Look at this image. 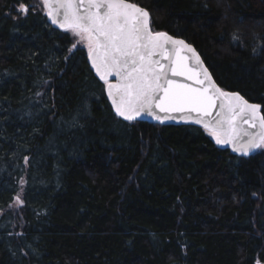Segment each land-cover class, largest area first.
<instances>
[{"label": "trees", "instance_id": "1", "mask_svg": "<svg viewBox=\"0 0 264 264\" xmlns=\"http://www.w3.org/2000/svg\"><path fill=\"white\" fill-rule=\"evenodd\" d=\"M129 2L264 113V0ZM74 43L0 0V264H264V149L119 119Z\"/></svg>", "mask_w": 264, "mask_h": 264}, {"label": "snow or ice", "instance_id": "2", "mask_svg": "<svg viewBox=\"0 0 264 264\" xmlns=\"http://www.w3.org/2000/svg\"><path fill=\"white\" fill-rule=\"evenodd\" d=\"M41 2L51 23L87 48L116 117L131 122L146 113L163 123L178 114L235 153L248 156L264 149L261 105L218 87L196 49L165 32H154L144 8L129 0ZM17 10L26 15L29 8L21 2ZM17 202L22 203L19 196Z\"/></svg>", "mask_w": 264, "mask_h": 264}, {"label": "water", "instance_id": "3", "mask_svg": "<svg viewBox=\"0 0 264 264\" xmlns=\"http://www.w3.org/2000/svg\"><path fill=\"white\" fill-rule=\"evenodd\" d=\"M132 3V2H131ZM146 10V9H145ZM47 19H48V16H47ZM48 22L53 26V27H55V28H58V29H60L57 25H53L52 23H51V21L48 19ZM152 29V28H151ZM60 30H62V29H60ZM62 31H64V30H62ZM166 33V32H165ZM168 34V33H167ZM168 35H170V34H168ZM172 36V35H171ZM174 39H180V40H184V39H182V38H179V37H175V36H172ZM185 41V40H184ZM186 42V41H185ZM186 43H188V42H186ZM189 44V43H188ZM191 45V44H190ZM194 47V46H193ZM197 51V50H196ZM197 53L199 54V52L197 51ZM199 56H200V58H201V61H202V63L204 64V66L206 67V65H205V63H204V61H203V59H202V57H201V55L199 54ZM87 61H88V64H89V66H90V68H91V70H92V72H93V74H94V76L99 80V78L96 76V74H95V70L94 69H92V67H91V64H90V62H89V60H88V54H87ZM207 68V67H206ZM208 69V68H207ZM209 70V69H208ZM209 73H210V71H209ZM211 74V73H210ZM211 76H212V74H211ZM213 77V76H212ZM110 80H112L113 82L115 81V77H110ZM213 80H214V78H213ZM100 81V80H99ZM215 81V80H214ZM102 82V81H101ZM215 83H216V81H215ZM217 84V83H216ZM217 86H218V84H217ZM219 87V86H218ZM235 93H237V92H235ZM105 95H106V99H107V101H108V103H109V105H110V107H111V101L108 99V97H107V93H106V91H105ZM241 95V94H240ZM247 100V99H246ZM249 103H253V102H250L249 101ZM253 104H255V103H253ZM111 109H112V107H111ZM112 111H113V113H114V110L112 109ZM115 114V113H114ZM161 115H163V114H161ZM175 118L174 119H169V120H165L163 123H160L159 121H156V120H154L151 116H148L146 113L145 114H142V116L141 117H138L135 121H147V122H154V123H158V124H161V125H172V126H183V125H193V126H199V127H201L200 125H197V124H195L193 121H184V120H181L180 118H179V115L178 114H172ZM116 116V115H115ZM119 118V117H118ZM119 119H121V120H123L122 118H119ZM123 121H125V120H123ZM135 121H131V122H135ZM127 122H129V121H127ZM201 128H203V127H201ZM219 147H221V148H225V149H229L233 154H235V155H237V156H241V157H247V156H243V155H241V154H239V153H235V152H233L232 151V148H231V146L230 145H218ZM258 151V149L257 150H255V151H253L252 153H250V155H248V156H251V155H253L254 153H256Z\"/></svg>", "mask_w": 264, "mask_h": 264}, {"label": "rangeland", "instance_id": "4", "mask_svg": "<svg viewBox=\"0 0 264 264\" xmlns=\"http://www.w3.org/2000/svg\"><path fill=\"white\" fill-rule=\"evenodd\" d=\"M40 2H41V0H40ZM41 4H42V2H41ZM42 6H43V4H42ZM43 8H44V6H43ZM46 13H47V10H46ZM70 33V32H69ZM71 34V33H70ZM72 35V34H71ZM73 36V35H72ZM74 37V36H73ZM75 38V41H76V43H77V41H78V37H74ZM77 44H79V45H81V46H83L84 48H85V50L87 51V48L83 45V44H80V43H77ZM207 133V132H206ZM208 134V133H207ZM209 135V134H208ZM209 137L212 139V140H214L210 135H209ZM215 141V140H214ZM21 203H18L17 202V199L15 200V202H14V207H15V209H19L20 207H21Z\"/></svg>", "mask_w": 264, "mask_h": 264}]
</instances>
